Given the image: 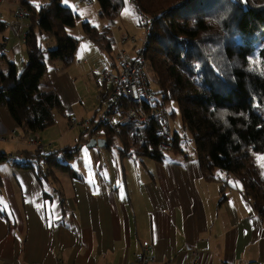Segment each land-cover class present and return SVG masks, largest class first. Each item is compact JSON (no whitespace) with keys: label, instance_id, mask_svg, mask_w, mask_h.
<instances>
[{"label":"crops","instance_id":"obj_1","mask_svg":"<svg viewBox=\"0 0 264 264\" xmlns=\"http://www.w3.org/2000/svg\"><path fill=\"white\" fill-rule=\"evenodd\" d=\"M13 30L24 47L16 35L0 34L5 56L0 72L8 70V62L18 72L27 61L24 33ZM82 52H75L69 65L87 68L96 93L101 82L92 81L91 73L97 79V64L90 55L83 60ZM45 61L43 80L68 115L54 110V121L62 118L70 126L71 118L83 119L86 113L76 85L79 74L61 60ZM42 132L35 137L42 139ZM29 136L34 135L24 134L1 106L0 151L23 159L21 151H31ZM120 146L81 143V156L69 161L75 175L54 169V177L41 180L31 170L0 163V210L5 213L0 215V264H127L145 246L156 264H189L193 251L195 264L264 262V221L243 197L234 175L215 171L216 179H206L193 151L184 158L167 150L164 160L157 161L121 154Z\"/></svg>","mask_w":264,"mask_h":264},{"label":"trees","instance_id":"obj_2","mask_svg":"<svg viewBox=\"0 0 264 264\" xmlns=\"http://www.w3.org/2000/svg\"><path fill=\"white\" fill-rule=\"evenodd\" d=\"M125 1L96 0L98 15L105 20L116 18ZM132 2L139 26L148 31L139 51L145 67L147 64L151 70L148 80L155 85L153 94L160 95L162 105H178L203 176L214 180L215 171L234 175L243 197L264 221V176L252 158V152H264V0ZM20 3L29 18L27 61L18 73L13 62H8L6 72H0V107H6L24 134L35 136L54 125V110L68 116L57 94L43 80L45 58L61 60L64 66L73 61L78 40L66 30L75 25L79 15L60 0L40 5L28 0ZM82 25L97 47L111 46L112 32L107 23L101 29L87 21ZM5 28L6 22L0 20V32ZM35 29L54 36L56 46L42 48ZM165 117L129 122L115 129L101 123L94 130L102 127L106 147L119 142L118 149L124 155H128L130 141H135L136 157L163 161L170 150L187 158L190 153L182 148V137L177 132L170 140L158 134L168 125ZM80 147L78 143L44 153L22 150L21 160L0 151V163L31 170L40 180L54 177V169L75 175L69 161ZM0 215L5 213L0 210Z\"/></svg>","mask_w":264,"mask_h":264},{"label":"rangeland","instance_id":"obj_3","mask_svg":"<svg viewBox=\"0 0 264 264\" xmlns=\"http://www.w3.org/2000/svg\"><path fill=\"white\" fill-rule=\"evenodd\" d=\"M28 1L31 3H35L36 5H40L45 3L47 0H28ZM132 3H133L132 0H126L124 7L121 9V11L116 16V18L111 19L113 22V25L111 26L113 42L111 46L107 48L101 47L99 48L100 50H98V48L85 35L82 25L83 22L87 21L90 25L95 26L98 29L102 28V25L104 24L105 21L98 15V4L96 0H68L67 6L71 7L74 11H76L79 17L75 25L73 27L67 28L66 32L67 34L78 40L77 51H76V54L78 56H80L78 53L80 52V50L83 51L81 53L82 58L84 56V58L88 59L90 58L89 55L93 56L94 61L97 64L94 69L97 73V79L91 73V77L93 76V79H91L92 81L96 80L97 82L98 81L102 82L100 75L103 71L105 70L107 71L112 68L111 64L113 63V59L116 53H118L119 51H124L129 55H134L145 43L146 33H148V31L147 29H143V27L139 26L138 18L132 6ZM60 4L65 5L62 2V0H60ZM19 7H21L25 11V8H23L22 4L20 3V0H3L2 2H0V20L6 22V28L3 31H1L0 34H2L4 31L6 33L10 32L12 38H14L16 33L13 30V28L16 31L20 30L19 24H21L23 29L22 31L24 33L23 41H25L29 18L27 19L25 15L21 20H19L17 16V9ZM15 13H16V18H15ZM14 20H17V22ZM9 22H13L12 23L13 28L9 26ZM35 33L37 36L38 43L42 47L51 49L56 46L55 38L51 34L45 35V33H42L41 35L37 29H35ZM15 38L17 39V44L19 43L21 47H24V45L22 46L23 43L21 42V37L19 35H16ZM90 49H92L93 52H91ZM84 58L83 60H85ZM16 60H18L17 52H16ZM101 66L102 67L105 66V68L100 70ZM69 67H71L70 71H72V73L79 74L76 80V85L80 93L83 94L84 96L83 101H84V107L86 109L85 111L86 113L84 114L85 117L83 116V119L92 120L93 118L94 120H97L99 112L97 111V103L94 95L96 93L94 92V89L93 90L90 89V85L92 84L89 82V74H88L89 72L87 68L85 66L77 67L75 66V63H72L71 65H69ZM146 73L148 74L147 75L149 77L148 79H150L151 70L147 64H146ZM81 74L85 75L83 79H80ZM150 84L152 90H154L155 89L154 83L151 82ZM154 98L155 101H158L159 103L161 102L159 94L157 93L154 94ZM164 108L166 113L169 115L167 119L169 131L172 133L177 132L182 137L181 140L183 141L182 148L186 152L191 153L192 150L194 151V143L192 140L191 133L185 127L182 121L178 105L175 102H170L164 104ZM172 111L174 112L172 113V116H170V113ZM75 118L80 119L79 117H77V115L75 116ZM54 125L56 126L53 127ZM54 125L46 129L44 132H42L43 134L42 133L40 134L39 137H41L42 139L38 138L45 145L46 151L48 152L53 151L61 146H68V145L75 146L78 145V143L81 144L82 140L79 137V129L81 128L80 126L78 125L71 126V123L69 124L70 126L68 125L66 126V120L62 118H59V120L55 122ZM30 150L36 153L35 145L31 144ZM166 153L168 155L167 151ZM126 154H128L127 151ZM80 156L81 154L79 153L77 157ZM252 158L254 159L260 174L264 176V152H260V151L252 152ZM76 161L77 160H75L74 163H76Z\"/></svg>","mask_w":264,"mask_h":264},{"label":"built area","instance_id":"obj_4","mask_svg":"<svg viewBox=\"0 0 264 264\" xmlns=\"http://www.w3.org/2000/svg\"><path fill=\"white\" fill-rule=\"evenodd\" d=\"M17 16L21 20L25 16V11L19 7ZM107 26L111 28L113 22L107 19ZM16 27V26H14ZM21 24H19L20 30ZM101 84L95 94L97 103V111L99 112L97 120L76 119L71 118V126H80V139L82 144H86L90 139H104L105 131L101 127L94 130L98 124H105L111 129H115L118 125L127 124L129 122L145 123L151 118H158L168 114L164 105L155 101L152 88L149 84L146 73L145 59L141 51H137L134 55H129L124 51L116 53L112 68L101 73ZM15 130H12L14 132ZM159 135L170 140L173 133L169 131L168 125L159 130ZM29 144L35 145V151L44 153L45 145L35 136L27 138ZM138 145L135 141H131L127 153L135 156ZM12 157V156H10ZM197 259L196 251L192 252V258L189 264H195ZM127 264H156L154 254L147 246L135 255L134 260ZM168 264V263H161ZM242 264V263H241ZM243 264H264L261 261H253Z\"/></svg>","mask_w":264,"mask_h":264},{"label":"water","instance_id":"obj_5","mask_svg":"<svg viewBox=\"0 0 264 264\" xmlns=\"http://www.w3.org/2000/svg\"><path fill=\"white\" fill-rule=\"evenodd\" d=\"M87 147L90 146H100V147H104L106 146V141L104 139H90L87 143H86Z\"/></svg>","mask_w":264,"mask_h":264},{"label":"snow or ice","instance_id":"obj_6","mask_svg":"<svg viewBox=\"0 0 264 264\" xmlns=\"http://www.w3.org/2000/svg\"><path fill=\"white\" fill-rule=\"evenodd\" d=\"M62 2L67 6L68 5V0H62ZM251 62V61H250ZM249 211H251L250 209H249ZM51 226V225H50Z\"/></svg>","mask_w":264,"mask_h":264}]
</instances>
